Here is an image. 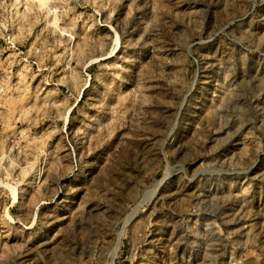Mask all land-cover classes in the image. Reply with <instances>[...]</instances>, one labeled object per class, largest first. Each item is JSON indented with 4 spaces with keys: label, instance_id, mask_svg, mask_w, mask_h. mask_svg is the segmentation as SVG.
Returning a JSON list of instances; mask_svg holds the SVG:
<instances>
[{
    "label": "rangeland",
    "instance_id": "374dc122",
    "mask_svg": "<svg viewBox=\"0 0 264 264\" xmlns=\"http://www.w3.org/2000/svg\"><path fill=\"white\" fill-rule=\"evenodd\" d=\"M0 264H264V0H0Z\"/></svg>",
    "mask_w": 264,
    "mask_h": 264
},
{
    "label": "bare ground",
    "instance_id": "6f19581e",
    "mask_svg": "<svg viewBox=\"0 0 264 264\" xmlns=\"http://www.w3.org/2000/svg\"><path fill=\"white\" fill-rule=\"evenodd\" d=\"M118 41H119V38L116 39V43L118 44ZM166 176V175H165ZM164 176V178H165ZM163 178V179H164ZM160 180L159 182H157L156 184H154L153 186H151L143 195V199L140 201L139 204H142L143 202H145L149 197H151L157 190L158 188V185L163 181ZM16 195V194H15ZM129 216H127V219H128Z\"/></svg>",
    "mask_w": 264,
    "mask_h": 264
}]
</instances>
